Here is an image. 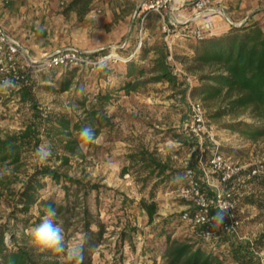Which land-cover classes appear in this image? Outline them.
Wrapping results in <instances>:
<instances>
[{
	"label": "rangeland",
	"instance_id": "obj_1",
	"mask_svg": "<svg viewBox=\"0 0 264 264\" xmlns=\"http://www.w3.org/2000/svg\"><path fill=\"white\" fill-rule=\"evenodd\" d=\"M141 1L96 0L94 8L101 10L100 19L104 21L102 25L106 33L95 38L89 37L78 30L81 21H74L58 29L61 34L59 46L74 45V41L77 44L92 40L100 41L103 47L127 43V47L121 51L123 55L130 50L134 51L141 37L139 20L134 14ZM54 2V10L58 15L63 12L67 1ZM60 21L61 24L63 21L71 22V18L65 14ZM145 26L142 35L144 47L150 48L164 42L161 18L158 14L150 13ZM197 43L185 38H177L174 43L172 62L182 83L179 86H172L165 81H150L136 90L127 92L122 89L127 72L124 61L106 63L94 72L70 67L44 70L34 74L27 85L32 87L34 98L42 110L50 107L49 112L68 113L75 120L88 123L89 114L86 110L95 108L99 114L110 119L111 124L103 125L93 141L81 143L82 154L72 155L68 164H62L53 149L51 156L44 161L86 184L102 186L99 193L93 189L87 198L95 218H99L105 225L103 237L91 256L92 264H155L154 246L164 240V237H157V231L161 229L166 218L172 221L169 227L174 231V235L179 236L191 231L187 224L180 221L181 211L188 206V202L179 195L183 185L181 180L176 184L169 180L162 181V178L157 176L144 179L147 171L141 170L139 164H133L130 158V154L145 148L158 160L168 164L177 177L183 176L188 166H197L198 140L186 129L191 119L190 99L203 103L207 122L214 136V139H208L206 143L207 159L214 145H219L221 151L234 162L247 168L258 166L264 171V138L255 141L230 127V124L240 120L255 122L251 116L248 113L217 116L215 113L224 107V103L219 100L205 101L194 93V87L200 82V73L188 71L186 66ZM154 55L151 50L143 58L138 51L135 57L138 62L150 68ZM151 76L152 73H147L144 78ZM66 79L72 80L71 87L61 91V84ZM21 91L0 98V137L21 130L32 117V105L22 98ZM188 137L191 138V143L185 141ZM42 138L41 144L50 145L45 136ZM34 153L35 151H32L28 156L30 170L34 163L39 162ZM125 167H130L129 173H123ZM171 170L168 172H172ZM44 181L45 195L56 193L59 198L64 196L62 183H55L49 177H45ZM21 185L22 183H17L13 186L19 188ZM153 194L158 201L159 211L156 221L149 225L138 202L142 198L150 199ZM259 194H264L260 177H251L245 186L238 190L237 197L243 218L237 233L240 239L254 241L264 234V208L261 209L245 199L251 195H256L257 198ZM13 196L7 190L0 196V225L7 224L8 221L11 226L13 224L10 219L14 210ZM39 213L38 205L33 206L30 214L39 216ZM55 222L64 229L66 242L85 234L77 217L73 218L71 227L67 229L63 227L61 218L55 217ZM126 224L138 229L133 232L132 238L126 236L123 239L121 232ZM93 227L97 228L95 225ZM149 246L151 248H148ZM259 252L264 256V249ZM40 257L44 261L43 264L55 261V257L47 253L40 254ZM58 259L60 264H68L64 255ZM156 264H161L160 257L157 258Z\"/></svg>",
	"mask_w": 264,
	"mask_h": 264
},
{
	"label": "trees",
	"instance_id": "obj_2",
	"mask_svg": "<svg viewBox=\"0 0 264 264\" xmlns=\"http://www.w3.org/2000/svg\"><path fill=\"white\" fill-rule=\"evenodd\" d=\"M94 1L70 0L66 2L63 13L75 11L79 19H83L94 9ZM254 14L241 26H232L227 32L197 41L186 69L200 73V82L193 89L196 95L205 101L219 100L224 103V107L215 115L248 113L251 116L255 122L240 120L230 124V127L256 141L264 138V25L261 23V17L255 19ZM151 50L155 55L150 68L138 62L135 56L125 61L127 72L122 89L130 92L150 81H165L172 86L182 84L175 71V64L170 60V49L166 41L150 48L142 45L139 55L144 58ZM130 53L131 50L126 55ZM147 73H152V76L144 78ZM71 84V79L64 80L60 90H68ZM31 88L27 86L21 91L22 98L32 105L31 119L21 130L0 137V196L5 190L14 195V210L10 215L13 224L11 226V222L8 221L7 224L0 225V264H43L40 254H36L27 243L31 239L30 230L40 223L48 205L56 209V217L63 220V227L66 229L71 227L73 218L77 217L87 236L83 264H92L91 256L103 237L105 225L99 218H95L87 198L93 189L99 193L102 186L86 184L81 179L60 171L59 167L40 161L34 163L30 170L28 156L41 145L42 136H45L57 158L61 159L62 164H68L72 155L82 154L80 145L85 140L80 136L81 129L90 126L96 136L103 125L111 124L110 119L99 114L95 108L86 110L89 114L88 123L75 120L68 113L45 114L35 100ZM185 141L192 142L189 137ZM130 158L133 164H139L141 170L147 171L144 179L157 176L161 177L162 181L169 180L176 184L180 179L183 183L181 188L186 184L187 168L183 176L177 177L168 164L158 160L145 148H141L138 153L130 154ZM169 170L172 172H168ZM129 172L130 167L123 168L124 174ZM45 177H49L55 183H62L64 192L62 198L56 193L44 194ZM254 177H260L264 185V174ZM17 183L22 185L14 188L13 185ZM258 196L256 198V195H251L245 199L262 209L264 194ZM35 205L39 207V216L30 214ZM138 206L144 212L147 223L152 225L159 211L154 194L150 199L142 198ZM180 221L186 224L181 214ZM171 222L169 218L164 219L161 229L157 231V237H164V240L154 246L155 264L158 257L161 264H259L260 257L255 250L264 249V234L254 241L240 239L237 233L224 231L214 236H205L202 227L188 225L191 228L189 233L176 236L169 227ZM94 225L97 230H93ZM137 229L126 224L121 232L122 238L126 236L132 238L133 232ZM47 254L55 257V261H48L47 264H60L58 258L64 255Z\"/></svg>",
	"mask_w": 264,
	"mask_h": 264
},
{
	"label": "built area",
	"instance_id": "obj_3",
	"mask_svg": "<svg viewBox=\"0 0 264 264\" xmlns=\"http://www.w3.org/2000/svg\"><path fill=\"white\" fill-rule=\"evenodd\" d=\"M152 12L161 18L164 40L170 49V60L173 59L177 38L202 41L224 33L219 29L216 18L223 20L230 29L232 26H241L251 17L234 19L223 0H142L134 14L139 20L141 37L136 49L129 55L121 52L127 43L96 49L66 45L42 59L34 58L16 37L4 31L0 25V83L9 79L16 85L0 90V98L21 91L30 84L34 74L40 71L70 67L94 72L109 62L128 61L143 45L145 22ZM100 14L101 10L97 8L89 12L92 18ZM260 20L264 25V16ZM189 105L191 119L186 129L198 140L199 156L197 166L187 167L186 184L180 189V197L188 202V206L181 211L182 220L187 225L202 227L205 236H214L221 231L238 233L243 223L238 190L245 186L248 179L264 171L258 166L247 168L234 162L221 151L219 145H214L207 159L206 143L208 139H214V136L207 122L206 111L200 100L190 99ZM48 109L50 107L43 110L45 114L49 112ZM222 203L232 206L230 216L223 225L213 227L208 218L215 214ZM255 253L260 257L259 264H264L262 252L255 250Z\"/></svg>",
	"mask_w": 264,
	"mask_h": 264
},
{
	"label": "crops",
	"instance_id": "obj_4",
	"mask_svg": "<svg viewBox=\"0 0 264 264\" xmlns=\"http://www.w3.org/2000/svg\"><path fill=\"white\" fill-rule=\"evenodd\" d=\"M223 1L232 17L234 19L239 17L236 20L250 17L256 12L254 14L255 19L264 16V0ZM95 2L96 0L94 4ZM54 3V0H0V25L4 31L16 37L37 59L45 58L55 50L66 46L65 44L59 46L58 44L61 40L58 29L61 26L66 27L74 21H81L77 28L80 33L87 34L89 37L95 38L97 35L103 36L106 33L105 27L102 25L104 21L100 19V15L92 18L87 14L83 19H79L75 11L61 12L56 15ZM65 14L69 15L71 22L63 21L61 24L60 19H63ZM216 21L222 32L229 30L228 25L223 20L216 18ZM73 35L76 36L77 34ZM72 44L83 49H96L104 46L100 41L92 40L77 44L74 41Z\"/></svg>",
	"mask_w": 264,
	"mask_h": 264
},
{
	"label": "clouds",
	"instance_id": "obj_5",
	"mask_svg": "<svg viewBox=\"0 0 264 264\" xmlns=\"http://www.w3.org/2000/svg\"><path fill=\"white\" fill-rule=\"evenodd\" d=\"M12 80L6 79L0 83V90H7L15 87ZM80 136L85 141H93L95 132L90 126H84L80 131ZM35 157L40 162L46 161L51 156V147L48 144H41L35 149ZM228 203H222L215 210V214L208 218V222L213 227H219L224 224L230 216ZM45 214L40 223L30 230L31 239L29 244L36 254H64L68 264H83L84 246L87 243L86 234L74 237L71 242H66L64 229L55 222L57 215L56 209L52 205L45 208ZM93 230L95 227H93Z\"/></svg>",
	"mask_w": 264,
	"mask_h": 264
}]
</instances>
